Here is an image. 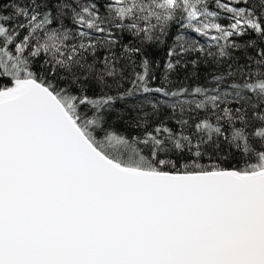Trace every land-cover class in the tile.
Masks as SVG:
<instances>
[{"label":"snow or ice","instance_id":"obj_1","mask_svg":"<svg viewBox=\"0 0 264 264\" xmlns=\"http://www.w3.org/2000/svg\"><path fill=\"white\" fill-rule=\"evenodd\" d=\"M0 264H264V0H0Z\"/></svg>","mask_w":264,"mask_h":264}]
</instances>
